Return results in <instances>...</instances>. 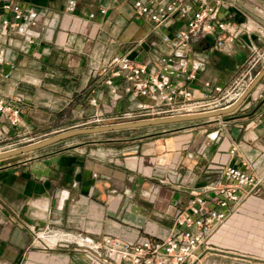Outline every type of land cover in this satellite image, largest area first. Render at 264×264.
<instances>
[{
  "label": "crops",
  "instance_id": "1",
  "mask_svg": "<svg viewBox=\"0 0 264 264\" xmlns=\"http://www.w3.org/2000/svg\"><path fill=\"white\" fill-rule=\"evenodd\" d=\"M20 1L40 14L25 32L8 29L0 98L24 102L16 125L0 113V150L75 128L136 121L119 115L147 99L117 98L99 70L129 51L159 67V56L174 52L162 35L183 19L156 27L134 16L133 0H77L73 11L67 0ZM219 15L232 23L225 45L216 44L220 31L192 43L205 58L200 77L227 88L251 57L264 53V0H222ZM173 78L188 83L176 72ZM145 129L151 131L90 138ZM218 165L246 168L259 183L244 191L239 209L200 247L195 264H264V77L222 115L78 135L0 160V264H116L108 258L109 239H168L191 190H204L212 202L215 192L204 186L219 183Z\"/></svg>",
  "mask_w": 264,
  "mask_h": 264
},
{
  "label": "built area",
  "instance_id": "2",
  "mask_svg": "<svg viewBox=\"0 0 264 264\" xmlns=\"http://www.w3.org/2000/svg\"><path fill=\"white\" fill-rule=\"evenodd\" d=\"M76 3L77 0H67L68 10L73 11ZM220 5L222 0H133L134 16L146 17L156 27L174 25L180 19L184 22L171 33H163V41L171 44L174 52L160 55L159 67L139 62L131 51L116 54L102 65L99 72L108 75L106 84L117 98L130 94L147 99L138 109H126L119 117L137 121L223 110L242 96L264 68V53L251 57L245 70L227 88L200 77L205 58L192 42L220 31L216 44L223 47L230 37H225V33L232 23L219 15ZM100 12L105 13L106 8L102 7ZM39 14L37 8L26 6L20 0H0V64L6 61L4 44L8 40V29L25 32L37 24ZM95 14L91 12L90 15L94 17ZM193 54L195 58L190 60ZM259 65L262 69L256 72ZM175 72L184 76L188 83L175 82ZM197 86L201 89L199 96L195 95ZM23 102L21 97L10 101L0 98V113L8 115L10 122L16 125ZM15 148L18 147L11 149ZM217 169L219 183L210 181L204 186L206 192H215L212 202L204 197V190H191L187 211L179 214L178 227L168 239L153 241L143 237L128 241L111 238L106 244L108 258L116 264L197 263L200 247L208 244L219 227L239 209L246 196L244 191L254 189L259 183L257 176L246 168L218 165Z\"/></svg>",
  "mask_w": 264,
  "mask_h": 264
},
{
  "label": "water",
  "instance_id": "3",
  "mask_svg": "<svg viewBox=\"0 0 264 264\" xmlns=\"http://www.w3.org/2000/svg\"><path fill=\"white\" fill-rule=\"evenodd\" d=\"M263 77H264V68L261 70V72L257 74L253 82L245 90L242 96L233 105L223 110L219 109V110H215L211 112L198 113V114L193 113V114L181 115V116L149 118V119H142V120H137V121H128V122H123V123L121 122V123H114V124H108V125H97V126L93 125L89 127L75 128V129H71L68 131L58 133L53 136L50 135V137L43 139L41 141H38V142L30 143L22 147L0 152V160H4L6 158L24 154L30 151H34L35 149L37 150L45 146H48L50 144L56 143L58 141L64 140V138L67 139V138L78 136V135L94 134V133L112 131V130L146 127L150 125L151 126L164 125V124H169V123H176V122H183V121H190V120L194 121L197 119H205V118L222 115L238 107L242 103V101L245 100V98L251 92V90H253L255 86L261 81Z\"/></svg>",
  "mask_w": 264,
  "mask_h": 264
},
{
  "label": "rangeland",
  "instance_id": "4",
  "mask_svg": "<svg viewBox=\"0 0 264 264\" xmlns=\"http://www.w3.org/2000/svg\"><path fill=\"white\" fill-rule=\"evenodd\" d=\"M162 128H157L156 130H161ZM147 131H151L148 129L145 130H131V131H120V132H110L108 134H103V135H97V136H92L90 138H94V139H106L108 137H113V136H119V137H129V136H136V135H140L143 134Z\"/></svg>",
  "mask_w": 264,
  "mask_h": 264
},
{
  "label": "bare ground",
  "instance_id": "5",
  "mask_svg": "<svg viewBox=\"0 0 264 264\" xmlns=\"http://www.w3.org/2000/svg\"><path fill=\"white\" fill-rule=\"evenodd\" d=\"M56 238V237H55Z\"/></svg>",
  "mask_w": 264,
  "mask_h": 264
}]
</instances>
